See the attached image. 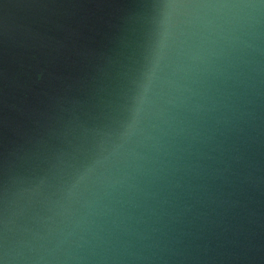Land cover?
Returning <instances> with one entry per match:
<instances>
[{
    "label": "water",
    "instance_id": "1",
    "mask_svg": "<svg viewBox=\"0 0 264 264\" xmlns=\"http://www.w3.org/2000/svg\"><path fill=\"white\" fill-rule=\"evenodd\" d=\"M0 264H264V0H0Z\"/></svg>",
    "mask_w": 264,
    "mask_h": 264
}]
</instances>
